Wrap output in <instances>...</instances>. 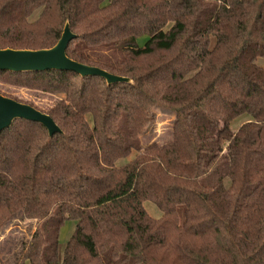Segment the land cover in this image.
I'll use <instances>...</instances> for the list:
<instances>
[{"label":"trees","instance_id":"16d2710c","mask_svg":"<svg viewBox=\"0 0 264 264\" xmlns=\"http://www.w3.org/2000/svg\"><path fill=\"white\" fill-rule=\"evenodd\" d=\"M67 22L71 60L132 82L0 72L7 98L53 97L61 130L0 133V233L34 222L0 264H264V0H0V50L52 48Z\"/></svg>","mask_w":264,"mask_h":264},{"label":"water","instance_id":"95a60500","mask_svg":"<svg viewBox=\"0 0 264 264\" xmlns=\"http://www.w3.org/2000/svg\"><path fill=\"white\" fill-rule=\"evenodd\" d=\"M58 42L49 49L43 50H0V72L43 73L46 71L70 72L80 77H100L108 84L132 82L127 77H119L95 66H88L71 60L67 56V46L76 37L65 23ZM15 120H24L41 125L49 136L61 132L52 118L31 105L0 94V133L9 128Z\"/></svg>","mask_w":264,"mask_h":264},{"label":"rangeland","instance_id":"374dc122","mask_svg":"<svg viewBox=\"0 0 264 264\" xmlns=\"http://www.w3.org/2000/svg\"><path fill=\"white\" fill-rule=\"evenodd\" d=\"M4 93H7L11 96V98L17 99L22 103L31 104L42 112L49 110L54 105V98L45 94H34L29 91L27 92L25 90H19L15 88L5 89ZM156 113L157 119L152 125L153 129L151 130V132L147 133V137L150 138L149 142H159L163 144L172 138L171 131L173 114L170 111L161 108H157ZM241 123L242 121H239L233 127V129L236 130L238 126L241 125ZM147 140L149 139L146 137L142 138L143 143L147 142ZM130 158L131 157L127 158V160H130ZM127 160L120 162V164H124L125 162H127ZM144 207H146L147 212L152 218L158 219L160 217V214L150 202H145ZM26 226H30L33 228L34 222H16L8 227L4 234L0 233V240L4 238V240L1 241L3 244L2 247L4 249H12L15 245H17L16 243L20 240L22 234L28 237L29 233L27 232ZM72 230L73 226H71L70 223L67 222L60 233L59 242L61 245H65Z\"/></svg>","mask_w":264,"mask_h":264}]
</instances>
